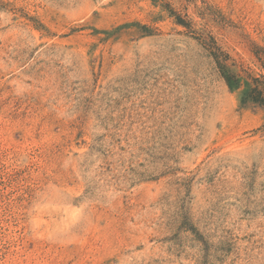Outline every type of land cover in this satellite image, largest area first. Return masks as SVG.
Segmentation results:
<instances>
[{"label":"rangeland","instance_id":"obj_1","mask_svg":"<svg viewBox=\"0 0 264 264\" xmlns=\"http://www.w3.org/2000/svg\"><path fill=\"white\" fill-rule=\"evenodd\" d=\"M259 49L264 0H0V264H264Z\"/></svg>","mask_w":264,"mask_h":264},{"label":"trees","instance_id":"obj_2","mask_svg":"<svg viewBox=\"0 0 264 264\" xmlns=\"http://www.w3.org/2000/svg\"><path fill=\"white\" fill-rule=\"evenodd\" d=\"M255 54L263 74L259 78L250 79V82L244 83L245 89L242 92L240 103L242 106L249 105L264 111V49H259V53ZM212 55L227 86L231 89L240 87V76L229 71L228 66L221 58L222 54L212 53Z\"/></svg>","mask_w":264,"mask_h":264}]
</instances>
